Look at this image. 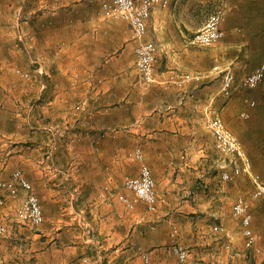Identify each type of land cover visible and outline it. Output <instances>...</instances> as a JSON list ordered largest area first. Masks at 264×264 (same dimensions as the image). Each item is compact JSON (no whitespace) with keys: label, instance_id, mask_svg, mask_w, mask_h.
Instances as JSON below:
<instances>
[{"label":"crops","instance_id":"0c3cea01","mask_svg":"<svg viewBox=\"0 0 264 264\" xmlns=\"http://www.w3.org/2000/svg\"><path fill=\"white\" fill-rule=\"evenodd\" d=\"M183 2L172 6L174 16ZM24 15L29 51L14 45L9 27L0 30V179L22 169L41 199L45 228L31 235L32 264H147L143 254L149 264H179L148 227L212 214L211 197L190 189L181 163L183 147L196 146L206 128V107L188 105L197 103L198 85L183 92L170 72L158 71L157 82L145 84L130 23L99 12L96 0H30ZM156 24L161 50L173 49L166 21ZM12 65L33 72L42 65L46 73L26 82ZM139 146L156 181L150 218L129 212L117 194L127 174H139L128 158ZM198 176L208 188L207 169Z\"/></svg>","mask_w":264,"mask_h":264},{"label":"rangeland","instance_id":"374dc122","mask_svg":"<svg viewBox=\"0 0 264 264\" xmlns=\"http://www.w3.org/2000/svg\"><path fill=\"white\" fill-rule=\"evenodd\" d=\"M17 1L0 0V30L1 26L9 27V31L13 33L10 37L16 39L14 45L27 52L30 49L29 35L27 29L22 28V22L27 20L24 9L29 6L30 0ZM96 1L97 10L102 12V0ZM177 2L178 0H174L172 5L166 8L167 14L162 16L163 22L165 20L167 23L169 32L166 36L168 35L167 38H170L169 41L174 45L173 49L161 50L160 43L155 38L156 23L161 21V14L166 12L164 8L155 9V16L153 15V21L149 24V36L153 37L151 39L159 46L157 71L159 75L162 72H170L178 77L186 74L202 76L200 80L179 86L184 92L189 85H198L197 103L189 102L188 105H196V109L200 105L206 107L203 115L205 126L208 112L222 116L226 125L241 140L252 161L254 173L259 174L264 182V81L254 88H248L242 83L246 74L264 63V0H185L174 16L171 9ZM218 10L224 11L223 37L211 46L194 44L192 39L196 32L204 26L211 14ZM4 17H9L11 22L3 24ZM11 69L13 75L26 82L33 80L36 74L46 73L42 65H38L37 72L13 65ZM229 69L234 71L236 81L233 92L226 94L223 82L224 74ZM204 124L202 123V127ZM198 133L196 146L190 143L187 148L183 147L181 163L190 171V189L207 192L208 197H211L213 211L208 214L207 220L203 214L198 223L185 218L182 226L178 224V240L190 248L196 264H264V196L254 195L256 185L246 173L235 174L231 180L224 179V172L232 173L233 167L239 165L240 161L216 148L213 134L207 126ZM52 135L49 134L55 139ZM138 148L143 153V149L140 146L136 149ZM136 149L128 154V158L139 163L140 171L141 161L133 155ZM205 168L208 171V188L204 186L205 180L196 177L197 174L203 173ZM2 180L5 179L1 178L0 181ZM106 186L104 192L114 193L113 189L106 190ZM120 188L121 192L125 190L124 180ZM240 196L250 203L253 214L251 227L255 235V245L260 247V252L252 246H247L242 219L233 213V205ZM23 197L24 194L20 192L13 197L9 191L0 187V225L5 227L4 233L0 234V264H16L15 261L20 264H32L33 259H29V256L38 245L34 243L31 235L40 233L45 228L43 223L35 225L19 217L18 208ZM128 211L143 218L153 217L155 213L148 211L144 202H139L134 209ZM187 215L194 214L188 212ZM219 223L225 226L226 233L213 232V226ZM153 231L157 237L167 241V247L170 248L171 245L172 250L171 225L148 227V232ZM81 235L85 236L82 229ZM228 244L230 246L227 248ZM169 254L173 257L171 251ZM87 262L88 260L84 261Z\"/></svg>","mask_w":264,"mask_h":264},{"label":"built area","instance_id":"2783aa9c","mask_svg":"<svg viewBox=\"0 0 264 264\" xmlns=\"http://www.w3.org/2000/svg\"><path fill=\"white\" fill-rule=\"evenodd\" d=\"M174 0H102V9L110 17L128 21L132 27L131 39L135 41V60L136 67L145 84L157 82V61L159 46L153 40L145 39L148 32L149 20L152 13L157 8H168ZM224 11L218 10L211 14L204 26L196 32L192 42L200 46H211L216 44L224 35L222 29V20ZM202 76L186 74L183 77L172 74L170 80L184 85L193 80H200ZM236 75L234 71L227 70L224 74L223 90L226 94H231L234 90ZM264 81V63L258 65L252 72L245 75L242 79L244 86L248 88L257 87ZM209 113V112H208ZM207 113L206 126L212 132L215 139L216 148L240 161L239 165L233 167V172H224L223 178L231 180L235 174L246 173L254 183V195L256 197L264 196V182L259 174L254 173L250 157L244 149L241 140L226 125L220 115ZM134 157L141 161L138 175H127L124 179V191L118 193L119 200L128 209H134L139 202H144L148 211H158V195L156 191V181L153 172L148 163L144 160L142 150L136 149ZM0 187L6 189L13 197H16L20 190L26 191V196L22 200L18 215L24 221L35 225H40L45 221V215L40 197L35 192L33 184L27 179L21 169L13 172L12 178L0 181ZM110 190V186L105 187ZM233 213L242 219L244 224V235L247 238V246L254 247L261 251L260 247L255 245V235L251 227L253 214L249 201L240 196L233 205ZM215 234L226 233V228L222 224H215L212 228ZM5 227L0 225V234H3ZM171 238L173 239L172 251L177 256L179 264H194L192 252L178 240L180 229L178 225L171 222ZM228 244L226 247L228 248ZM145 263H150L148 254H143ZM88 259H84L87 261Z\"/></svg>","mask_w":264,"mask_h":264}]
</instances>
